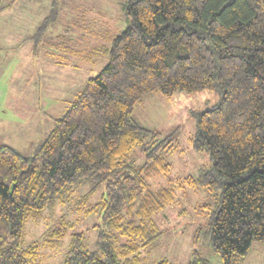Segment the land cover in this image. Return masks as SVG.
Segmentation results:
<instances>
[{
  "label": "trees",
  "instance_id": "1",
  "mask_svg": "<svg viewBox=\"0 0 264 264\" xmlns=\"http://www.w3.org/2000/svg\"><path fill=\"white\" fill-rule=\"evenodd\" d=\"M60 2L52 0L36 29V49L58 22ZM125 15L121 33L104 38L110 47L78 52L92 66L103 56L109 62L34 153L0 144V264H40L42 247H57L74 230L62 216L25 245L27 223L58 205L101 218L92 226L95 250L85 232H72L62 264H140L141 250L156 246L163 232L154 216L174 190L153 191L149 180L169 176L166 155L174 146L135 118L137 104L152 93L170 100L178 92L220 90L217 105L193 114L190 139L195 151L209 152L212 167L180 185L222 190L210 240L223 264H244L253 242H264V0H128ZM138 147L145 154L140 166ZM82 187L85 194L76 195ZM189 264L212 262L195 253Z\"/></svg>",
  "mask_w": 264,
  "mask_h": 264
},
{
  "label": "rangeland",
  "instance_id": "2",
  "mask_svg": "<svg viewBox=\"0 0 264 264\" xmlns=\"http://www.w3.org/2000/svg\"><path fill=\"white\" fill-rule=\"evenodd\" d=\"M32 1L35 11H40L35 15L36 27L38 18L41 22L49 14L52 0ZM127 1L64 0V5L60 2L58 22L48 32L47 39L38 43L37 49L31 50L30 41H27L19 54L5 51L7 55L0 57V144L11 145L26 156L34 153L53 129L55 119L65 113L85 82L109 62V57L103 56L92 66L80 58L78 52L99 43L110 47V42L104 38L106 34L121 33ZM32 44L35 45V41ZM220 97V90L178 92L170 100L161 93H152L144 96L135 107V118L141 125L158 131L162 139L168 138L174 146L166 155L171 164L169 176L156 175L149 180L153 191L172 187L174 198L155 214L163 234L154 248L141 250L140 264H159L165 259L170 264H189L195 253L213 264L219 257L211 247L210 216L222 190L209 191L180 184L189 177L198 179L203 169L212 167L209 152L195 151L190 139L196 134L193 114L213 108ZM133 157L136 166L142 165L145 160L142 148H136ZM104 189L102 187L92 196V203L101 200ZM86 191L87 188L82 187L76 195ZM74 209L72 204L58 205L39 221L27 223L25 245L55 229L62 216L75 224L74 230L69 231L57 247H42L40 264H62L72 232H85L87 246L95 250L98 229L92 226L101 223V218L97 215L84 217ZM244 264H264V242H253Z\"/></svg>",
  "mask_w": 264,
  "mask_h": 264
},
{
  "label": "crops",
  "instance_id": "3",
  "mask_svg": "<svg viewBox=\"0 0 264 264\" xmlns=\"http://www.w3.org/2000/svg\"><path fill=\"white\" fill-rule=\"evenodd\" d=\"M36 3L38 6L39 2ZM39 13L40 11H35L32 0H0V57L7 55L5 52L7 50L12 54L16 51L19 54V49L27 41H30L29 48L31 50L33 47L35 48V45L32 44L34 30L47 17L46 15L41 22L38 18L39 25L35 27L34 19ZM213 264H223V262L221 258L217 257Z\"/></svg>",
  "mask_w": 264,
  "mask_h": 264
}]
</instances>
